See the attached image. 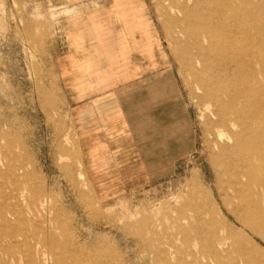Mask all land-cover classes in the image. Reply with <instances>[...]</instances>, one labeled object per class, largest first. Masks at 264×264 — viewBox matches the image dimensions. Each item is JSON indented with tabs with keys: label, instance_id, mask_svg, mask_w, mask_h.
I'll return each instance as SVG.
<instances>
[{
	"label": "rangeland",
	"instance_id": "obj_1",
	"mask_svg": "<svg viewBox=\"0 0 264 264\" xmlns=\"http://www.w3.org/2000/svg\"><path fill=\"white\" fill-rule=\"evenodd\" d=\"M61 2L0 0V264H215L203 256L210 225L195 190L201 181L225 195L176 12L149 0L156 49L151 24L129 21L120 0L93 2L91 24L69 35L63 17L88 7ZM131 39L150 62L159 52L158 72L134 79ZM254 46L264 64V40Z\"/></svg>",
	"mask_w": 264,
	"mask_h": 264
},
{
	"label": "bare ground",
	"instance_id": "obj_2",
	"mask_svg": "<svg viewBox=\"0 0 264 264\" xmlns=\"http://www.w3.org/2000/svg\"><path fill=\"white\" fill-rule=\"evenodd\" d=\"M166 2L176 12L180 34L188 37L185 52L194 61V77L206 99L212 155L225 195L219 202L199 180L194 208L210 225L203 256L215 264H229L226 259L233 255L238 264H264L258 244L264 241V86L258 88L264 64L254 48L264 40V0ZM101 36L93 35L99 53ZM245 42L253 45L241 46ZM113 52L111 60L118 65L117 49ZM94 65L97 75L104 64L96 60Z\"/></svg>",
	"mask_w": 264,
	"mask_h": 264
},
{
	"label": "crops",
	"instance_id": "obj_3",
	"mask_svg": "<svg viewBox=\"0 0 264 264\" xmlns=\"http://www.w3.org/2000/svg\"><path fill=\"white\" fill-rule=\"evenodd\" d=\"M62 6H70V7H76L80 11L81 4H85V6L88 7V9H85V11L82 12H75L73 14L64 16L62 19V27L64 28V31L66 35H69V31L73 29H78L82 27L83 21L85 24L88 22V24H91V18H93L94 8L92 3L96 0H61ZM115 0H101V2H104L106 5L104 7H110ZM121 3H123V6L120 9V12L122 14L127 13L129 15L128 19L129 21H132L133 15H135L136 19L134 22L136 23L137 27L144 26L145 29L148 28V23L151 24V27L153 29V32L156 37V49L159 47V39L157 36V30L154 26L153 20L150 19V9H149V0H120ZM103 8V7H102ZM116 19V27L121 28L123 27V19L119 18L118 15L115 17ZM74 20H78V23H74ZM140 24V25H139ZM142 30H137L135 32V40L138 42H142ZM130 44L132 45L128 59L130 61V65L136 69V78H141L146 75H149L150 72H158L159 68L162 67L161 61L162 56L159 55L158 51H155V58L153 61L150 62V59L144 55V53L138 48V44L133 41V39L130 40ZM61 61L65 62L67 69H70L69 75H74L75 73L72 71L73 67L68 62V57H62ZM156 64V67L155 65ZM61 72V67H60ZM103 200H105L103 198Z\"/></svg>",
	"mask_w": 264,
	"mask_h": 264
}]
</instances>
